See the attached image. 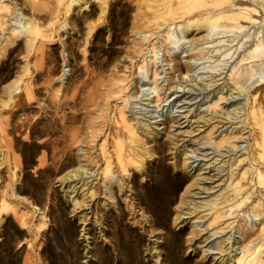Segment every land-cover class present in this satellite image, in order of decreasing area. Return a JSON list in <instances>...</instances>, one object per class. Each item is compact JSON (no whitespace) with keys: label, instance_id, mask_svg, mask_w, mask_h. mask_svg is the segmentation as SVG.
<instances>
[{"label":"rangeland","instance_id":"obj_1","mask_svg":"<svg viewBox=\"0 0 264 264\" xmlns=\"http://www.w3.org/2000/svg\"><path fill=\"white\" fill-rule=\"evenodd\" d=\"M157 2L152 8L146 0H0V264H233L221 262V253L247 241L238 229L233 237L229 228L212 234L218 222L209 225L210 215L189 214L182 204L191 190L197 191L192 205L223 184V172L207 171L204 162L223 163L231 146L219 150L215 140L240 123L200 118L228 75L222 66L199 68L203 60H193L190 40L199 33L190 31L171 56L160 49L153 61L149 42L162 41L168 18L164 0ZM15 17L37 24L31 45L24 32L12 33ZM194 77L211 85L178 88ZM263 79L264 72L220 105L246 103L254 89L264 95ZM119 84L124 91L111 93ZM124 92L133 94L127 118L147 122L153 132L139 130L150 150L141 166L129 163L125 170L113 150L116 132L124 130L116 122ZM253 135L250 123L234 152L252 144ZM181 147L192 170L202 168L200 188V180L175 164ZM261 156L264 163V148ZM107 158L114 180L104 174ZM79 165L87 173L68 176ZM222 241L227 250L220 252Z\"/></svg>","mask_w":264,"mask_h":264},{"label":"bare ground","instance_id":"obj_2","mask_svg":"<svg viewBox=\"0 0 264 264\" xmlns=\"http://www.w3.org/2000/svg\"><path fill=\"white\" fill-rule=\"evenodd\" d=\"M146 1L149 7L156 8L155 2L157 0ZM162 7V16L167 15L168 18L164 26L162 41H158V43L149 42L151 48L147 51L152 52L153 61H155L156 53L160 49H165L171 56L172 49L179 46L181 39L185 38L190 31L199 33L197 37L189 39L191 41L190 51L193 50V60H203L199 68L215 70L222 66L226 68L228 75L218 85L219 94L217 98L209 103V110L200 118L208 124L222 120H232V122L234 120L240 123V126L235 130H230L215 140L216 148L219 150L226 144L231 146V149L223 154L227 157L219 159V161L223 159V163H219L215 159L204 162V168L207 171L223 172L221 178L223 184L216 185L215 189L209 192L204 199L198 200L192 205L190 202L192 194L197 191H190L188 188L186 192L190 191V194L186 197L183 196L186 199L182 204L187 205L186 212L189 214L194 211H203V215H210L209 225L218 222L214 225L212 234L226 228L233 230L232 237L236 229L240 230L243 235L245 234L247 241L238 251L232 243L227 250V248L222 247L223 241L220 242L217 248L220 252L227 250L228 254L225 257V254L221 253V262L264 264V186H260L264 183V163L260 161L262 158L261 148H264V95H258V89H254L249 93L246 103L239 101L230 108H223L220 105V100H225L227 95L245 93L248 87L253 85L252 79L264 72V20H260V18H264V0H164ZM102 10L104 9L102 8ZM183 17L189 18L181 22ZM14 20L15 25L12 28V33L19 35L24 32L28 44L31 45L34 42V36L39 32L35 21L31 19L23 22L18 17H15ZM142 37L149 40V36L146 34H143ZM162 46L163 48H161ZM230 58H232L231 61H229ZM146 60V57L142 60L144 66ZM143 65H139V68H142ZM179 66L177 63H173L174 68L178 69ZM190 67L187 65V70H190ZM153 74L154 79H156L157 71H154ZM210 85L207 78L194 77L188 83L178 85V88L184 89L190 86L206 88ZM174 87L177 88V86ZM157 88V83L154 82L153 91H158ZM123 91L124 86L119 84L112 89L111 93ZM131 94L126 93L122 98L124 105L119 109V118L116 119V122L121 121V127L124 130L116 132L117 138L113 145V150L117 155V163L123 170L129 163H134L136 167L141 166L145 153L150 150L142 141L139 130L146 136L153 133L144 127L147 122H142L138 118L132 122L127 118L124 107L128 106V97ZM147 94L143 93V95ZM166 98L158 96L156 100H166ZM195 111L196 108H193L192 114ZM250 123L255 126L254 141L252 144L242 146L244 150L236 154L234 150L240 144L236 143L235 145V141L242 137L243 130ZM214 126L213 124L207 130L209 137H212ZM175 164L190 171L194 179L200 180L198 182L199 188L201 187V179L205 178V176L201 177L202 168L192 170L194 165L188 161V151L185 147L177 149ZM86 173L87 168L84 165H79L77 170L72 171L68 176ZM104 174L109 180L116 179V170L112 169L109 158L104 165ZM39 211L41 212V210ZM183 213L185 210L176 213L174 221H181ZM192 224L194 226L193 231L199 230L197 227L198 218L194 219ZM255 226V231L251 233L250 229ZM230 239V237L227 238L228 242Z\"/></svg>","mask_w":264,"mask_h":264}]
</instances>
